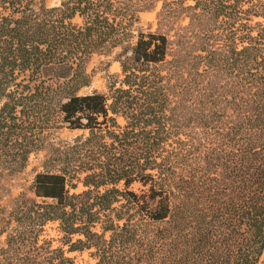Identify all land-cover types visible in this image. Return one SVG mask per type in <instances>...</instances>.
<instances>
[{
	"label": "trees",
	"instance_id": "16d2710c",
	"mask_svg": "<svg viewBox=\"0 0 264 264\" xmlns=\"http://www.w3.org/2000/svg\"><path fill=\"white\" fill-rule=\"evenodd\" d=\"M145 1L0 0V186L82 131L0 204V264H264V0H164L133 43Z\"/></svg>",
	"mask_w": 264,
	"mask_h": 264
},
{
	"label": "rangeland",
	"instance_id": "374dc122",
	"mask_svg": "<svg viewBox=\"0 0 264 264\" xmlns=\"http://www.w3.org/2000/svg\"><path fill=\"white\" fill-rule=\"evenodd\" d=\"M61 0H46L48 6H57ZM164 0H146L144 3V9L139 12L138 18L133 26L134 37L132 42L135 43L137 40V33L139 31L154 30L157 26L158 13L162 8ZM263 20V19H261ZM264 21V20H263ZM121 49H116L111 54H95L90 59L87 65V71L92 76V82L89 86L83 87L80 90V94L91 93L95 90L105 91L108 83V74H118L121 72V65L116 59L117 53ZM82 134V131H72L67 128L52 129L48 136L47 146L41 150L33 153L30 156L28 165L25 169L15 173L12 176H8L4 179L0 186V204L2 207L9 209L13 203V200L18 197L21 193L27 192L30 194V186L34 180L37 172L44 171V161L52 153L50 151V145L52 143H60L65 141H72L76 136ZM84 187L82 184L78 185L76 190L72 192H80ZM46 234L50 238H54V245H59L57 241L59 235L56 230L55 224H48L46 226ZM4 236H0V243L3 241ZM74 256L77 264H96V261L90 258L88 252L71 253Z\"/></svg>",
	"mask_w": 264,
	"mask_h": 264
}]
</instances>
